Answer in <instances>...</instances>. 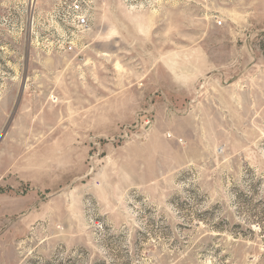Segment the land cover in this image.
Returning <instances> with one entry per match:
<instances>
[{
    "label": "rangeland",
    "instance_id": "obj_1",
    "mask_svg": "<svg viewBox=\"0 0 264 264\" xmlns=\"http://www.w3.org/2000/svg\"><path fill=\"white\" fill-rule=\"evenodd\" d=\"M0 218V264H264V0H0Z\"/></svg>",
    "mask_w": 264,
    "mask_h": 264
},
{
    "label": "built area",
    "instance_id": "obj_2",
    "mask_svg": "<svg viewBox=\"0 0 264 264\" xmlns=\"http://www.w3.org/2000/svg\"><path fill=\"white\" fill-rule=\"evenodd\" d=\"M69 25L71 27L83 30L88 26V18L82 10V5L80 2H73L69 7L68 12ZM221 25V21L217 22Z\"/></svg>",
    "mask_w": 264,
    "mask_h": 264
},
{
    "label": "crops",
    "instance_id": "obj_3",
    "mask_svg": "<svg viewBox=\"0 0 264 264\" xmlns=\"http://www.w3.org/2000/svg\"><path fill=\"white\" fill-rule=\"evenodd\" d=\"M5 201H7V199H4ZM4 219L0 218V225H3L4 224Z\"/></svg>",
    "mask_w": 264,
    "mask_h": 264
}]
</instances>
